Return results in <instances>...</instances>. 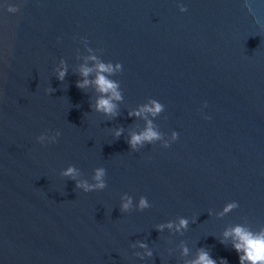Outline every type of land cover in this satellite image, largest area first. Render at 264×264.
I'll use <instances>...</instances> for the list:
<instances>
[{
  "label": "water",
  "instance_id": "water-1",
  "mask_svg": "<svg viewBox=\"0 0 264 264\" xmlns=\"http://www.w3.org/2000/svg\"><path fill=\"white\" fill-rule=\"evenodd\" d=\"M101 62L122 65L114 118L94 111ZM149 121L161 139L133 151ZM101 167L103 191L76 188ZM236 226L264 230V0H0V264H240Z\"/></svg>",
  "mask_w": 264,
  "mask_h": 264
},
{
  "label": "clouds",
  "instance_id": "clouds-1",
  "mask_svg": "<svg viewBox=\"0 0 264 264\" xmlns=\"http://www.w3.org/2000/svg\"><path fill=\"white\" fill-rule=\"evenodd\" d=\"M6 10L10 14H15L17 13L18 8L16 6H7ZM179 10L181 13H183L187 11V8L181 5L179 6ZM90 59L95 60L96 57L92 56L90 57ZM96 69L98 74L92 83H94L97 92H99L101 95L94 105V111L96 113L103 114L106 117L114 118L118 113L117 104L113 101L122 100L121 86L119 82L109 79L107 76L104 75V73H108L111 75L118 71L121 72L122 65L117 63L115 64L114 68L111 63L105 64L101 62L97 64ZM92 71L93 70L88 67H82L80 69V74L85 79H83V82H77V88L84 89L89 85L90 81L87 79V77L91 74ZM65 76L66 69L59 71L57 79L62 82ZM48 91L51 93L53 89H49ZM162 112H164V106L157 100L153 99L150 103V106L145 105L139 111L135 113H129V115H135L137 117H140L142 113H148L155 117L161 114ZM205 119H208V117H205ZM121 133L122 130L117 131L115 133L116 137L119 138ZM60 135L61 133L59 131L55 132L54 135H52L51 138L48 139L47 143H45L46 137L42 134L37 137V142L43 146L55 144L58 142ZM160 139V135L157 131L153 130V128L151 127V121H149L148 127L145 129V131L141 134H133L128 140V144L133 151H138L146 145L154 144L155 141H158ZM177 139L178 133L174 131L172 133L171 140L165 142L161 147L167 149L171 146V143L177 141ZM62 175L64 177L75 180L76 177L79 175V172L76 167L70 166L62 173ZM105 177L106 170L102 167L97 168L95 169V175L93 177L95 181L94 184H89L87 181L77 182L76 188L80 189L84 193L103 191L107 187ZM150 207L151 205L149 204L147 198L142 196L139 198V202L136 205V210L144 211ZM237 207L238 204L236 202L229 203L224 208V213L226 214ZM132 208V198L125 197L124 202H122L120 205L121 213H126ZM188 224L189 220L186 218H182L180 219L179 225L177 226L176 230L180 231L181 229H187ZM166 226L171 229L173 227V224L169 223ZM164 227L165 225L158 226L157 231H162ZM224 236L225 238H232L233 249L239 256L240 264H264V230L260 231L259 233H253L252 231L247 230L242 226H236L230 232L226 231L224 233ZM139 247L146 248L147 245L141 243ZM184 251L185 254H187V249H185ZM146 255L151 256L152 253L149 251L146 253ZM192 264H217V261L211 258L208 252L201 250L200 254L198 255V258L193 261Z\"/></svg>",
  "mask_w": 264,
  "mask_h": 264
}]
</instances>
